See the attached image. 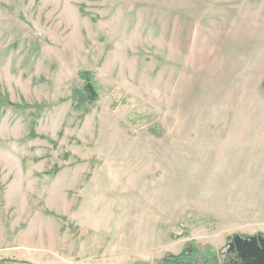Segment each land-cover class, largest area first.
I'll return each instance as SVG.
<instances>
[{
    "label": "rangeland",
    "instance_id": "obj_1",
    "mask_svg": "<svg viewBox=\"0 0 264 264\" xmlns=\"http://www.w3.org/2000/svg\"><path fill=\"white\" fill-rule=\"evenodd\" d=\"M237 235L264 238V0H0V264Z\"/></svg>",
    "mask_w": 264,
    "mask_h": 264
},
{
    "label": "trees",
    "instance_id": "obj_2",
    "mask_svg": "<svg viewBox=\"0 0 264 264\" xmlns=\"http://www.w3.org/2000/svg\"><path fill=\"white\" fill-rule=\"evenodd\" d=\"M84 81L85 99L90 102H96L99 99V87L94 81V74L90 71L79 73ZM236 236L229 237L228 248L216 250L212 246H199L194 241L186 244L180 254L167 253L162 258L153 262L138 261L134 264H243L237 257V253L232 250V243ZM244 239L249 237L241 236Z\"/></svg>",
    "mask_w": 264,
    "mask_h": 264
},
{
    "label": "water",
    "instance_id": "obj_3",
    "mask_svg": "<svg viewBox=\"0 0 264 264\" xmlns=\"http://www.w3.org/2000/svg\"><path fill=\"white\" fill-rule=\"evenodd\" d=\"M231 247L243 264H264V238L262 236L244 239L237 235Z\"/></svg>",
    "mask_w": 264,
    "mask_h": 264
}]
</instances>
